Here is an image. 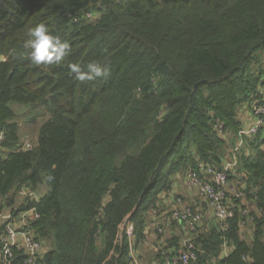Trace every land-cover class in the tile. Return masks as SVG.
<instances>
[{"label":"trees","instance_id":"1","mask_svg":"<svg viewBox=\"0 0 264 264\" xmlns=\"http://www.w3.org/2000/svg\"><path fill=\"white\" fill-rule=\"evenodd\" d=\"M41 23L70 47L60 64L30 59ZM0 55V210L39 213L40 264H131L120 224L129 217L145 244L146 212L176 172L233 155L264 86V0H0ZM90 62L102 76L69 71ZM16 102L48 114L26 148ZM237 156L245 204L234 199L226 225L203 216L196 264H264V125ZM24 185L38 199L20 198Z\"/></svg>","mask_w":264,"mask_h":264},{"label":"built area","instance_id":"2","mask_svg":"<svg viewBox=\"0 0 264 264\" xmlns=\"http://www.w3.org/2000/svg\"><path fill=\"white\" fill-rule=\"evenodd\" d=\"M4 57L0 55V59ZM247 123L238 131V141L234 147L233 155L228 156L222 166L218 168L215 164H199L197 169H189L186 182L190 191L195 192L201 199L205 201L216 220L226 225L225 222L234 214L233 201L241 199L245 204L246 184L242 181V177L232 181L231 174L237 172L239 160L237 156L245 143L246 136L253 135L258 132L259 128L264 125V86L259 88L258 97L253 101ZM225 123L218 118L214 123L215 130L220 134L225 133ZM5 135L0 132V139ZM27 142L24 147H29ZM236 174V173H234ZM18 195L20 198L38 199V194L28 186H22ZM176 200L182 201L180 196ZM241 206V205H240ZM155 211V207L151 208ZM241 211L244 215H249V208L242 207ZM39 216L34 207L15 212L12 208H4L0 210V264H40L43 259L48 245L43 239H39L34 235L33 229L30 227L32 219ZM170 216L174 219L179 227L184 230L185 235L181 238L177 245L170 247L166 236L163 234V227L158 225L156 229L158 235V245L156 251L163 249L161 252V264H196L198 260V246L194 237L198 234V228L203 221L201 212L196 211L190 205L182 208L175 207L172 209ZM244 220V230L246 225L254 219ZM120 230H125L129 237V256L133 264H143L141 256L136 248V238L134 235V223L129 217L120 224ZM122 234V232H121ZM148 237H145L144 243L148 244ZM16 250H20L22 258L16 255ZM229 251V246L224 244L223 254ZM131 263V264H132Z\"/></svg>","mask_w":264,"mask_h":264},{"label":"crops","instance_id":"3","mask_svg":"<svg viewBox=\"0 0 264 264\" xmlns=\"http://www.w3.org/2000/svg\"><path fill=\"white\" fill-rule=\"evenodd\" d=\"M247 116H249V113H247ZM172 187L168 191H164L160 194L155 203V211L148 209L146 212L147 226L145 229V234L146 237H148L149 242L146 245L141 243L136 248L144 262L147 264H161L160 259L156 257L155 249V247L158 245V235H160V233L156 230L158 225L163 227L164 234H172L173 240H175V238L180 240L185 235L184 230H182L178 223L170 216L173 208H182L185 205H190L194 210L201 212V214L203 213L202 215L205 218V223L206 221L210 225L215 223V216L205 201L201 199L195 192L188 190L183 181H178L177 186H174L173 183ZM176 196H180L182 201L176 200ZM207 218L209 220H207Z\"/></svg>","mask_w":264,"mask_h":264},{"label":"clouds","instance_id":"4","mask_svg":"<svg viewBox=\"0 0 264 264\" xmlns=\"http://www.w3.org/2000/svg\"><path fill=\"white\" fill-rule=\"evenodd\" d=\"M30 40L28 46L31 48L30 59L33 63L40 65L60 64L70 52L67 42L51 32L45 24H38L30 30ZM69 71L80 81L92 80L103 75L102 68L94 63H88L84 70L80 64L73 63L69 66Z\"/></svg>","mask_w":264,"mask_h":264},{"label":"rangeland","instance_id":"5","mask_svg":"<svg viewBox=\"0 0 264 264\" xmlns=\"http://www.w3.org/2000/svg\"><path fill=\"white\" fill-rule=\"evenodd\" d=\"M14 108L18 114L17 119L20 122L21 140L23 142H26V143L28 142L31 146L36 142L37 137H38L39 127H40L41 123L48 117V114L44 113V108L41 106L40 107H31L29 104H23V103L16 102L14 104ZM241 109H242V114H244L247 111V106H245ZM237 141H238V136H237ZM237 141L235 140L236 144H237ZM236 144H235V146H236ZM188 171H189V169H182L181 168L176 172V174L174 175V177L172 179L174 186H177L178 181H183L185 186L188 188L187 182H186V177H187ZM234 180L237 181L238 179L234 178L232 181H234ZM175 188H177V187H175ZM46 189L47 188L45 186H43L40 189V193H43L44 191H46ZM188 190H189V188H188ZM174 193H175V191H174ZM176 198H177V196L175 197V199ZM143 262H144V260H143ZM144 263L147 264L146 262H144Z\"/></svg>","mask_w":264,"mask_h":264},{"label":"water","instance_id":"6","mask_svg":"<svg viewBox=\"0 0 264 264\" xmlns=\"http://www.w3.org/2000/svg\"><path fill=\"white\" fill-rule=\"evenodd\" d=\"M138 206V205H137Z\"/></svg>","mask_w":264,"mask_h":264}]
</instances>
